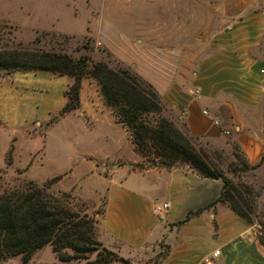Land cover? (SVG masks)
<instances>
[{
    "label": "rangeland",
    "instance_id": "obj_1",
    "mask_svg": "<svg viewBox=\"0 0 264 264\" xmlns=\"http://www.w3.org/2000/svg\"><path fill=\"white\" fill-rule=\"evenodd\" d=\"M238 35L243 49L235 45ZM87 42L93 61H107L108 52L158 93L167 92L164 76L181 74L188 82L181 91L207 100L202 115L216 128L211 137L193 135L174 113L164 114L186 129L213 167L233 183L249 186L254 211L249 225L255 238L264 241V149L251 163L258 162L256 167L231 172L247 161L238 134L254 135L264 144V0H0V48L29 46L77 56L72 50ZM86 79L90 85L79 90V107L60 117L68 79L45 71L0 69V193L25 180L55 196L67 193L69 206L96 222L99 242L109 180L97 174L113 172L110 179L118 181L126 168H117L124 161L113 158L134 155L111 112L98 111L104 106L98 86ZM136 178L130 175L128 181ZM162 197L157 195L154 204L160 205ZM167 211L152 212L154 220L162 221ZM212 244L203 245V255L219 250ZM149 249L135 263L129 261L152 264L167 245L160 240ZM93 258L60 262L46 245L26 262L16 255L0 264H88Z\"/></svg>",
    "mask_w": 264,
    "mask_h": 264
},
{
    "label": "trees",
    "instance_id": "obj_2",
    "mask_svg": "<svg viewBox=\"0 0 264 264\" xmlns=\"http://www.w3.org/2000/svg\"><path fill=\"white\" fill-rule=\"evenodd\" d=\"M87 44L72 50L77 56L29 46L0 48V69L45 71L71 77L72 82L63 91L66 101L58 112L60 117L79 107L81 79L93 80L104 106L128 132L133 150L141 159L132 164L133 167L142 170L151 166L186 165L200 177L220 181L217 197L203 208L187 211L177 225L216 203L226 205L233 214L251 224L254 211L249 186L233 183L231 177L205 159L186 129L177 127L164 114L168 109L149 82L108 52L107 61H93L87 54L91 51ZM257 165L258 162L251 164L242 160L240 167L232 168L231 172H245ZM68 199L67 193L52 195L31 180L0 193V260L20 255L22 262H26L33 252L49 245L60 262L85 259L94 254L88 264H131L94 239L96 222L72 209ZM257 241L264 248V241L260 238ZM65 249L71 254L64 253ZM164 255L152 264H158Z\"/></svg>",
    "mask_w": 264,
    "mask_h": 264
},
{
    "label": "crops",
    "instance_id": "obj_3",
    "mask_svg": "<svg viewBox=\"0 0 264 264\" xmlns=\"http://www.w3.org/2000/svg\"><path fill=\"white\" fill-rule=\"evenodd\" d=\"M167 24L168 22L165 23ZM238 36L235 45L243 49V36ZM59 77L68 79L67 84L70 83V79L66 76ZM145 78L149 79V77ZM181 78V74L177 77L167 75L162 78L167 84L163 86L168 88L167 92L158 89L163 103L168 111L181 119L189 133L213 136L216 128L208 124L207 116H203L201 112L207 100L200 99L191 91L187 94L183 93L181 89L184 90L188 82L182 81ZM85 84L90 85L86 78L81 79L80 92ZM79 99L81 104V98ZM98 111L110 114L105 106ZM110 115L112 123L119 128L126 139L134 158L130 160L123 156L113 158L124 161V164L117 168H126L125 175L118 181L110 179L113 172L108 175L109 177L97 172L103 180H109V187L105 188L104 210L98 223V241L105 248L135 263L137 256L144 254L163 240L167 245V252L158 264H264V248L255 238L251 226L223 204L216 203L213 208H206L185 222L174 225L187 211L203 208L214 200L218 195L220 182L200 177L186 165L131 169V165L128 164L137 163L139 156L133 150L128 132L113 120L112 114ZM236 137L247 161L255 162L263 151L264 144L251 134H238ZM130 175L137 177L136 180L128 181ZM160 194L163 196L162 203L167 204L168 211L162 221H155L153 217L156 216L152 213V206L156 196ZM175 211L178 214L174 216ZM211 242L212 246L216 245L219 250L214 248L203 255V245L209 247ZM215 251L216 255H214ZM115 263L118 262L109 264Z\"/></svg>",
    "mask_w": 264,
    "mask_h": 264
},
{
    "label": "built area",
    "instance_id": "obj_4",
    "mask_svg": "<svg viewBox=\"0 0 264 264\" xmlns=\"http://www.w3.org/2000/svg\"><path fill=\"white\" fill-rule=\"evenodd\" d=\"M202 114H206V111L205 110H202ZM213 123H216V121H213ZM165 209H167V204L166 203H161L160 205L159 204H154L152 206V212L155 214V215H159L162 211H164ZM217 252L215 251L214 252V255H216Z\"/></svg>",
    "mask_w": 264,
    "mask_h": 264
}]
</instances>
